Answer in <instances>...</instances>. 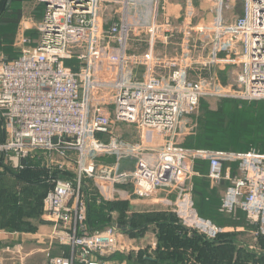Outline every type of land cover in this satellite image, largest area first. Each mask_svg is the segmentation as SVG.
<instances>
[{
  "label": "built area",
  "instance_id": "built-area-1",
  "mask_svg": "<svg viewBox=\"0 0 264 264\" xmlns=\"http://www.w3.org/2000/svg\"><path fill=\"white\" fill-rule=\"evenodd\" d=\"M38 1L39 22L19 24L18 55H0V151L20 168L37 150L45 154L50 240L69 246L57 255L47 247V264H120L113 257L127 250L121 238L128 232L118 224L88 228L91 181L99 201H147L176 190L182 224L217 240L226 228L202 216L194 199L199 159L213 184L231 182L219 211L240 209L257 229L254 238L264 237V153L176 142L206 97L264 100V0H206V18L196 0H183L181 19L172 0ZM131 34L139 36L134 49L145 50L131 49ZM228 67L224 83L216 70ZM124 160L132 166L120 168ZM226 163H236L235 175Z\"/></svg>",
  "mask_w": 264,
  "mask_h": 264
},
{
  "label": "rangeland",
  "instance_id": "rangeland-1",
  "mask_svg": "<svg viewBox=\"0 0 264 264\" xmlns=\"http://www.w3.org/2000/svg\"><path fill=\"white\" fill-rule=\"evenodd\" d=\"M1 1V0H0ZM11 1V0H10ZM9 1V2H10ZM170 4H179V7L177 8V14H179V18L180 16L183 14V8H184V1L183 0H172ZM177 6V5H176ZM170 9H173V7H175V5L169 6ZM9 8V7H8ZM7 8V9H8ZM14 9V8H13ZM21 10H22V18L21 21L23 19H34V22L37 23L39 22L42 13H43V9L41 8V5L38 3V0H31V1H27L24 0L22 5H21ZM32 10L36 11V14L34 15H30V13L32 12ZM10 12L12 11V7L9 10ZM6 10H0V14H3L4 16ZM2 15V16H3ZM1 16V17H2ZM182 18V17H181ZM180 18V19H181ZM180 19H178L177 22L180 21ZM20 21V23H21ZM34 28H32V30H30L32 33L34 32L33 30ZM138 33V32H136ZM139 37V36H137ZM135 35L131 34L130 38H133L132 40H134L132 44L131 49L132 50H137L138 48L145 50L147 45H142V47H136L134 49V46L136 44H138L139 42H137L135 40V38H137ZM9 41V40H7ZM180 41V34L179 32L176 33V35L174 36V40L173 43L168 47V50L170 52L173 53L176 50L177 44ZM13 47L14 43H13ZM17 49V48H16ZM3 53H10L12 54L13 51L9 50ZM2 54V52H0V55ZM68 64H71L70 62H68ZM223 71H227V69L221 70V69H217L216 72L218 74H220V79L221 81H223L224 83H228V81H230V75L232 74V72L225 76L223 74H221ZM195 77V75H194ZM229 100H231V102L233 103V112H231V116H224L222 115V111L224 109L223 106V99H219V98H214V97H206L204 99H202L198 109L196 110V112L193 114L192 118H193V124H192V129L189 130V132H187L184 135H181V138L178 139L176 142H178L179 145L186 147V148H196V149H218V150H224V151H243L249 147H258L259 145H264V100H258V101H243L241 99H231L228 98ZM241 108L242 111L238 113V108ZM247 115H250V117H247ZM245 120H247L248 122H245ZM246 123V124H245ZM249 123H253L254 128H250L249 127ZM222 126L224 128H226L225 130L222 128ZM220 131H224L225 133V137H223L221 142H215L214 139L212 138L213 135L212 133H217ZM236 135H234V134ZM243 134H247L250 136V138H243ZM206 135V137H205ZM194 137L195 139V143L194 144H189L188 139L190 137ZM129 137H136V134H131L129 133ZM199 137V138H198ZM166 137L162 136L160 137L157 142H159L160 144L164 145L165 141H166ZM206 139L205 143L203 142V140ZM153 141V140H152ZM150 140H148V142H152ZM201 144H206V147H202L203 145ZM246 151V150H245ZM2 152V151H0ZM41 152V150H37L36 155L39 154ZM262 152V151H261ZM4 153V152H2ZM264 153V151L262 152ZM5 154V158H7L6 153ZM1 155V154H0ZM36 155L34 154L33 157L31 158H35ZM100 160V159H99ZM43 164V162H42ZM47 166V164H46ZM3 170L2 166H0V171ZM44 177H46L44 175ZM224 182H228L229 184L231 183L229 180H224L220 183H216V189L218 192V188H223L225 186ZM227 184L225 186L228 187ZM15 182L13 181L12 178H9L7 176H1L0 177V188H5V193L6 194H13L12 191L8 190L9 188H14L15 187ZM25 185V184H23ZM93 185L96 186L95 182L93 183ZM219 185V186H218ZM224 188V189H225ZM165 189V188H164ZM162 189L161 191H159L156 195H159V202L155 201V203L153 204H143L140 203L142 201H146V199L141 200L136 198L135 196L133 197L137 199V202H134L135 200H133L132 202H134V204L131 203V205H127L123 212L121 211H112L109 215H110V220H109V225H114V224H118L120 221H118L120 219V215H125L127 218L129 219H134L138 216V214L141 213H149V211L152 210H162L165 211L164 213H176L175 211V205L174 202L178 196L177 191H167L164 192L165 190ZM164 194V195H162ZM221 194V193H220ZM31 196V195H30ZM2 197V196H0ZM45 197V196H44ZM4 198V197H3ZM26 198V195H23V192L21 193V198L19 200V198H11L8 200H3L0 202V243H5V249H0V261H2L4 264H7V262H10L11 260L8 259L9 257H13V262H18L19 264H26V263H30V264H47V256L45 253V248L40 247L41 244L38 243L36 244L35 242L38 239H24V243H26L24 245V248H21V246H23L22 240L20 239L18 241V239H14L11 238L12 235L14 233H29L32 234L34 232L37 231L38 226L35 225L37 221V218L39 220V222H45L48 224H51L52 222L49 221V219L44 215V210L42 212V214H40L39 216H34L31 215L33 214L30 213V211H27V209L25 210L26 212H23V209L25 206V202L24 199ZM29 198V197H28ZM156 200V199H153ZM10 201H14L16 202V206H12L10 207ZM106 201V200H104ZM125 201H129V200H125ZM30 202V201H29ZM100 202V201H99ZM103 202V201H101ZM150 203V201H148ZM143 204V205H142ZM33 205V204H31ZM34 208H37L36 203H34ZM43 209V206H42ZM244 213L238 209L236 211L235 214H231L234 217H223V219H221L217 224L224 227L225 225H228V222H232L234 220H236V218L241 222L240 225H238V227H240L239 229H237V227L234 229L235 231H239L237 233H241L242 234V238H240L241 240L245 241L244 243H248V248L250 247L251 249H255L257 251L260 250H264V245L262 244L263 242L259 240V237L257 239H255V232H256V227H253V225H251L249 223V221L246 218V221L243 219ZM212 219V217H210ZM18 219L19 221H21L23 219L24 222L29 223L32 227H34V230H20L18 228H12L15 225L13 223L14 220ZM180 221V220H179ZM181 222V221H180ZM182 223V222H181ZM153 224H149V226H151L148 230H146L143 233L139 232L137 233V230L135 232H131V233H126V236L121 238V242H127V250L124 251L123 253H117V255L115 257H113V259H115L116 261H119L120 264H127L129 258H133L134 256H136L140 251H144V252H150V253H154V251L157 249L153 248V244L157 243L158 244V236H157V229L154 228L152 226ZM122 230V229H121ZM125 232V231H124ZM228 234V233H227ZM26 235V234H25ZM52 235L49 234V236ZM35 240V242H34ZM253 240V241H252ZM21 244V245H20ZM233 244L235 246V250L237 253L236 255L233 256L235 263L234 264H243L245 262V264H264V259H254L255 257H249L246 255V251H245V245H241L238 244L237 242L235 243L233 241ZM19 245V249H16V246ZM42 248L39 251H36L35 249L38 248ZM1 248V247H0ZM9 248V249H7ZM33 250L34 252L32 254L28 253L29 251ZM44 251V252H43ZM125 253V254H124ZM239 253L243 254V255H239ZM238 254V255H237ZM29 255V256H28ZM31 255V256H30ZM128 256V258H127ZM191 264V263H190Z\"/></svg>",
  "mask_w": 264,
  "mask_h": 264
},
{
  "label": "trees",
  "instance_id": "trees-1",
  "mask_svg": "<svg viewBox=\"0 0 264 264\" xmlns=\"http://www.w3.org/2000/svg\"><path fill=\"white\" fill-rule=\"evenodd\" d=\"M9 1L10 0L0 1V10H6L5 16L3 14H0V52L3 53L12 50V54H7L11 58H13L16 57L19 53L16 47H13V43L15 41L19 24L22 18L21 5L24 0H11V2ZM11 7L12 11L10 12L9 10ZM28 34L33 33L30 31L28 32ZM223 106L224 109L222 111V115L228 117L231 116V112H233V103L231 102V100L225 99L223 102ZM241 108H238V113L242 111ZM247 117H250V115H247ZM245 122L248 121L245 120ZM249 127L254 128L253 123H249ZM222 128L224 130L226 129L223 126ZM212 134L213 135L210 136H212L216 143L221 142L223 137L226 136L224 131ZM242 136L243 138H250V136L247 134H243ZM3 140L4 136H1L0 141ZM205 140L206 139L203 140L204 143L206 142ZM188 142L189 144H194V137L191 136L188 139ZM201 145H203V147H206V144ZM251 148L255 147L252 146L245 150H249ZM256 149L263 152L264 145L261 144L256 147ZM0 154V166H2L3 168V170L0 171V177L7 176L9 178H12L16 184L14 188L8 187V190L12 191V195L6 194L5 188H0V196H2L0 197V202L3 200H8L10 199V197L13 199L14 197L16 199L19 198L20 200L21 193L23 192V195H26V198L24 199V204L26 207H24L23 212L25 213V210L27 209V211H30V213L34 211L31 215L39 216L43 212L42 206L44 196L50 188L49 182L44 179V175H48V168L46 166L47 160L45 154L43 152H40L36 155L35 153V158L24 160V163H26V167L24 168L16 167L12 162L9 161L8 156L7 158H5L4 153L0 152ZM100 160L108 161V158L102 157L100 158ZM199 168L200 167H198V169ZM199 170L204 169L200 168ZM199 180L197 183H195L194 187L197 209L202 216H210L212 217L213 221L218 223L221 219H223L224 214L219 211V207L217 205L219 196L216 186L215 189L214 186H212V188L211 183L205 178H200ZM90 186L92 189V201L89 204L87 225L90 231L101 230L105 226L109 225V214L112 211L123 212L124 208L127 205H131V202L125 200H101L103 202H99V192L91 182ZM205 198L206 211H203L204 209L202 207L203 205L201 206V202L205 201ZM34 203H36L37 208H34ZM12 206H16V202L10 201V207ZM164 212L165 211L156 209L149 211V213L138 214V216L134 219H129L123 214L120 215V219L118 220L120 222L118 223V225L125 232L131 233L137 230V233L139 232L140 234L151 227L149 226V224H153L152 226L157 229L158 246L154 253L152 254L150 252H144L142 250L133 258H129L127 264H206L205 252L207 253L206 249H210V247H216L215 249H219V247L221 249L222 247L223 250H220V252L222 253L220 256H226L227 258L228 256H230L228 260L232 261V255L235 250L233 241L235 243L237 242L232 235L221 234L215 241L208 240L198 232L185 227L179 221L176 213L169 214L167 212ZM13 222H15L13 223L15 226L12 228H18L20 230L26 231L34 230V227H32L29 223L24 222L23 219L21 221L16 219ZM259 240L262 241V244L264 245V237L260 236ZM249 248H245L247 256H249V254L253 255L252 251L254 250ZM216 255L217 253L212 256ZM259 259H264V257L261 256V258Z\"/></svg>",
  "mask_w": 264,
  "mask_h": 264
},
{
  "label": "crops",
  "instance_id": "crops-1",
  "mask_svg": "<svg viewBox=\"0 0 264 264\" xmlns=\"http://www.w3.org/2000/svg\"><path fill=\"white\" fill-rule=\"evenodd\" d=\"M38 3L41 5V8L43 9V5L38 1ZM196 4H197V7L200 9V11H201V15H205V18H206V7H208V4H207V1L206 0H196ZM173 5H175V7H173V8H175V9H177L176 7H179V4H173ZM177 5V6H176ZM180 8V7H179ZM181 9V8H180ZM178 13V12H177ZM235 13L236 14H240V13H242V7H241V4L240 3H237L236 5H235ZM34 14H36V11H34V10H32V12L30 13V15H34ZM177 15H179V14H177ZM228 15H230V13H228ZM204 17V16H203ZM34 33V32H33ZM230 69V67H228L227 68V71H223L221 74H223V75H225V76H227V75H229V72H228V70ZM228 99V98H227ZM243 101H247V100H243ZM252 101H258V100H252ZM129 131L127 130V131H125V135L126 136H129ZM203 147V146H202ZM205 147V146H204ZM114 161V158L113 157H109L108 158V161H106V162H113ZM226 165L227 166H230L231 165V167H232V173H233V175H235L236 174V163H226ZM132 166V162L131 161H128V160H124V161H122L121 162V164H120V168H122V169H125V168H128V167H131ZM198 167H200V168H202V169H204V170H199L198 169ZM195 168H196V170L199 172L195 177H194V181H195V183H197L198 182V180L200 179V178H205V179H207L210 183H211V187L212 186H214V189H215V186H216V184L215 185H213V183L210 181V179L208 178V176H207V173H208V162L206 161V160H197L196 161V164H195ZM200 181V180H199ZM224 181V180H223ZM227 181V180H226ZM92 182V181H91ZM195 183H194V186H195ZM92 184H93V182H92ZM224 184H225V186L227 185V184H229L228 182H224ZM95 186V185H94ZM219 186V185H218ZM225 186L223 187V188H218V196H219V200H218V202H217V205H218V207L220 206V203H221V197H222V194H223V192H224V190L226 189L225 188ZM95 188L97 189V187L95 186ZM213 188V187H212ZM225 188V189H224ZM97 191L99 192V190L97 189ZM165 192V191H164ZM221 193V194H220ZM162 195H164V194H162ZM159 198H160V196L159 195H156L155 197H153V198H151L150 200H147V201H142V202H140V203H143V204H153V203H155V201H157V202H159L158 200H159ZM153 199H156V200H153ZM194 199H195V202H196V196H195V193H194ZM133 200H135L134 202H137L138 203V201H137V199H131V200H129V202H131L132 204H134V202H132ZM148 201H150V203L148 202ZM142 204V205H143ZM197 205V204H196ZM203 205V206H202ZM201 206L203 207V211H206V198H205V201H202L201 202ZM243 212V211H242ZM244 214V217H243V219L246 221V214H245V212H243ZM208 218H210V216H207ZM224 217H227V215L226 214H224ZM228 217H234V216H232V215H228ZM213 220V219H212ZM248 220V219H247ZM37 221L38 222H36L35 223V225L36 226H38V229H37V231L36 232H34V233H32V234H29V233H21V234H19V233H14L13 235H12V237L11 238H14V239H18V241L21 239L22 240V243H23V246H21V248H24V245L26 244V243H24V239H29V238H31V239H38L36 242H35V240H34V242L36 243V244H38V243H40L41 244V246L40 247H42V248H47V247H50L51 248V250H52V253L54 254V255H57V254H60L61 253V251H63V250H66L67 252L69 251V246H64V245H61V244H59V243H57V242H51V240H50V237L51 236H49V234H51V232H52V228H53V225H52V223L51 224H48V223H45V222H39V220H38V218H37ZM228 224H229V226L228 225H225L224 227L226 228V233H224V234H227L228 233V235H232L235 239H236V241L238 242V244H241V245H245V247L247 246V243H244L245 241H243V240H241L240 238H242L243 236H242V234L241 233H237V232H239V231H235L234 229L237 227V229H239L240 227H238V225H240L241 224V222L236 218V220H234V221H232V222H228ZM123 230V229H122ZM26 234V235H25ZM253 241V240H252ZM1 242V241H0ZM21 245V244H20ZM157 246H158V244H157ZM156 246V247H157ZM0 249H3V250H6L4 247H5V243H0ZM38 248V249H35L36 251H39V250H41L42 248ZM20 247H19V245L18 246H16V249H19ZM216 248V247H215ZM215 248H211L210 247V249L209 248H207L206 249V251H207V253L205 252V254H206V264H234L235 263V261H234V259L235 258H233V256L234 255H236V251H234V253H233V255H232V261H229L228 259H229V257L230 256H228V258L226 257V256H220L222 253L220 252V250H223V248L221 247V249H220V247H219V249H215ZM248 248V247H247ZM7 249H9V248H7ZM250 249V248H249ZM214 250V251H213ZM34 251L33 250H31V251H29L28 253H30V254H32ZM44 252V251H43ZM217 253V255L216 256H212V255H214V254H216ZM253 253V255H251V254H249V257H252V256H254L255 258L254 259H259V258H261V256L262 257H264V250H261V248H260V250H258L257 249V251L254 249V251H252ZM238 255V254H237ZM239 255H243V254H241V253H239ZM29 256V255H28ZM31 256V255H30ZM115 257V256H114ZM8 259H10L11 261L10 262H7V264H19L18 262H13V257H9ZM1 260V259H0ZM115 260V259H114ZM118 263H120L119 261H118ZM0 264H4L2 261H0ZM26 264H30V263H26ZM241 264V263H240ZM244 264H245V262H244Z\"/></svg>",
  "mask_w": 264,
  "mask_h": 264
},
{
  "label": "water",
  "instance_id": "water-1",
  "mask_svg": "<svg viewBox=\"0 0 264 264\" xmlns=\"http://www.w3.org/2000/svg\"><path fill=\"white\" fill-rule=\"evenodd\" d=\"M11 2V1H10Z\"/></svg>",
  "mask_w": 264,
  "mask_h": 264
}]
</instances>
